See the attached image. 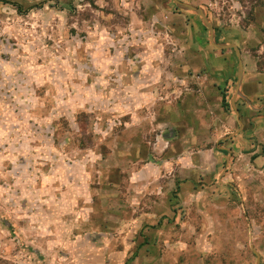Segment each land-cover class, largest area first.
Listing matches in <instances>:
<instances>
[{
    "label": "rangeland",
    "instance_id": "rangeland-1",
    "mask_svg": "<svg viewBox=\"0 0 264 264\" xmlns=\"http://www.w3.org/2000/svg\"><path fill=\"white\" fill-rule=\"evenodd\" d=\"M180 1L206 12L221 43L264 33V0ZM201 35L209 36L201 17L173 0H0V264H221L225 246L191 202L174 208L177 228L152 234L147 200L132 194L129 176L120 194L106 183L131 108L148 116V134L159 131L141 94L134 105L116 100L113 85L133 81L126 51L141 67L148 45L160 50L151 70L164 79ZM174 91L149 105L174 102Z\"/></svg>",
    "mask_w": 264,
    "mask_h": 264
},
{
    "label": "crops",
    "instance_id": "crops-1",
    "mask_svg": "<svg viewBox=\"0 0 264 264\" xmlns=\"http://www.w3.org/2000/svg\"><path fill=\"white\" fill-rule=\"evenodd\" d=\"M215 41L240 50L243 77L238 96V55L233 48H215L209 36L201 35L196 44L187 45L184 56L159 80L161 69L152 71L151 59L154 53L160 59V50L151 53L148 45L141 54L146 62L141 67L136 54L126 51L127 73L133 81L113 85L116 100L134 99V105L141 94L143 111H154L150 125L159 131L148 134V116L136 115L139 107L131 108L125 136L112 144L107 156L106 172L113 178L106 183L110 194H120L119 179L129 176L132 194L147 200L150 209L144 215L151 226L145 227L152 234L165 224L177 228L182 210L174 208L191 202V214L202 219L204 231L218 233L225 246L221 264H264V33L221 43L215 29ZM173 90L180 92L174 102L160 96L149 105L155 93ZM124 93L126 98L121 97ZM132 165L139 168L127 175ZM156 202L166 203L163 211L157 210ZM191 229L196 231L193 224ZM192 247L199 251L198 243Z\"/></svg>",
    "mask_w": 264,
    "mask_h": 264
},
{
    "label": "water",
    "instance_id": "water-1",
    "mask_svg": "<svg viewBox=\"0 0 264 264\" xmlns=\"http://www.w3.org/2000/svg\"><path fill=\"white\" fill-rule=\"evenodd\" d=\"M173 2L176 5V7L179 8L180 10L192 12V13H195L201 17L203 23L205 24V26L209 30V40L215 48L220 49V50L233 48L236 51L238 58H239V75H238V81H237V87H236V91H237L236 96L240 95L239 88H240L241 80L243 77V64L241 61L240 50L234 45H221V44L216 43L214 26L209 21L208 17L206 16V14L202 8L196 7L192 4L184 3V2L179 1V0H173Z\"/></svg>",
    "mask_w": 264,
    "mask_h": 264
},
{
    "label": "trees",
    "instance_id": "trees-1",
    "mask_svg": "<svg viewBox=\"0 0 264 264\" xmlns=\"http://www.w3.org/2000/svg\"><path fill=\"white\" fill-rule=\"evenodd\" d=\"M224 103H225V100H224Z\"/></svg>",
    "mask_w": 264,
    "mask_h": 264
}]
</instances>
